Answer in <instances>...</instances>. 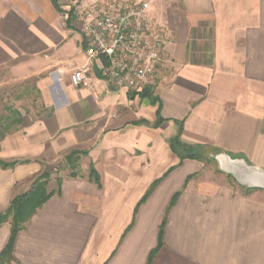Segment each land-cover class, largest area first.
Here are the masks:
<instances>
[{"label": "crops", "instance_id": "obj_1", "mask_svg": "<svg viewBox=\"0 0 264 264\" xmlns=\"http://www.w3.org/2000/svg\"><path fill=\"white\" fill-rule=\"evenodd\" d=\"M100 1L0 0V87L22 85L7 93L20 123L0 140L15 162L0 165V214L65 162L8 264H147L153 250L149 264H264V190L205 169L225 153L264 170V0L153 5L167 34L154 104L95 67L90 87L71 85L85 56L68 11ZM177 135L199 158L180 159ZM9 237L6 221L0 252Z\"/></svg>", "mask_w": 264, "mask_h": 264}, {"label": "built area", "instance_id": "obj_2", "mask_svg": "<svg viewBox=\"0 0 264 264\" xmlns=\"http://www.w3.org/2000/svg\"><path fill=\"white\" fill-rule=\"evenodd\" d=\"M150 0H102L70 7V18L81 34L85 63L70 74L74 87H90L98 79L138 94L158 82L167 34L150 15Z\"/></svg>", "mask_w": 264, "mask_h": 264}, {"label": "trees", "instance_id": "obj_3", "mask_svg": "<svg viewBox=\"0 0 264 264\" xmlns=\"http://www.w3.org/2000/svg\"><path fill=\"white\" fill-rule=\"evenodd\" d=\"M54 1V0H53ZM70 18V14L68 19ZM152 87L146 88L144 91L138 94H130V98H133L135 95L140 97L147 98L150 103L154 104L156 102V98L153 96ZM6 112L0 115V140L12 129H14L20 123V113L18 110L13 109L11 106H5ZM169 145L171 149L177 153L180 159L184 158H199V152L194 151L193 147L183 143L179 136H175L174 138L170 139ZM65 160L68 166L71 169H74L75 163L77 161V153L70 152L66 157ZM15 162H2L0 160L1 166H12ZM92 173V170H91ZM74 173L72 172L71 175ZM49 176V171L44 170L41 175L37 177L34 181L31 189L21 195L15 196L7 209L0 214V225L3 222L9 221L10 223V237L6 244V246L0 252V264H8L10 263L12 256L11 250L14 238L19 230H21L24 226V223L29 219L31 215L46 201V199L53 193V191L46 192L45 189V180ZM60 179H57L59 182ZM165 220H163L162 225L164 224ZM161 225V230H162ZM160 230V232H161ZM159 239V245H160ZM155 250H153L148 258V263H150V259L153 255Z\"/></svg>", "mask_w": 264, "mask_h": 264}, {"label": "rangeland", "instance_id": "obj_4", "mask_svg": "<svg viewBox=\"0 0 264 264\" xmlns=\"http://www.w3.org/2000/svg\"><path fill=\"white\" fill-rule=\"evenodd\" d=\"M118 1H122V0H118ZM133 1H136V0H133ZM150 1H151V4H150L148 11H149V13H152L154 10L153 5H155L160 0H150ZM21 87H22V85H16L14 87L3 85L2 87H0V115L4 114L6 112L5 106L10 105V103H11V99L9 98V96H7V93H9L11 91V89L18 91ZM12 92H13V90H12ZM14 92H16V91H14ZM209 158L210 159L206 160V162H205V169H206V171H208L209 176L211 177L212 181L227 182L231 186H233V188L238 189V190L240 189V192H244V189L243 190L241 189L244 186H241L233 178V176L221 171L219 169V165H218V162L216 161V159H214L213 157H209ZM63 164L59 163V164H55L51 167V169L49 170L50 171L49 176L45 180V188H46L49 181H51V184L54 186L55 179L58 176H60L62 173H64L65 162H63ZM260 198L263 199L264 197L261 196Z\"/></svg>", "mask_w": 264, "mask_h": 264}, {"label": "water", "instance_id": "obj_5", "mask_svg": "<svg viewBox=\"0 0 264 264\" xmlns=\"http://www.w3.org/2000/svg\"><path fill=\"white\" fill-rule=\"evenodd\" d=\"M219 169L231 176L247 189H264V170L247 164L244 160L225 153L213 155Z\"/></svg>", "mask_w": 264, "mask_h": 264}]
</instances>
